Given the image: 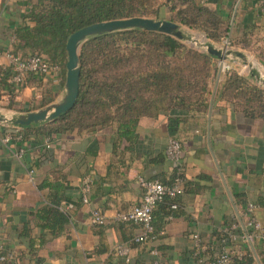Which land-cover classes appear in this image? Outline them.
Listing matches in <instances>:
<instances>
[{
	"label": "crops",
	"instance_id": "0c3cea01",
	"mask_svg": "<svg viewBox=\"0 0 264 264\" xmlns=\"http://www.w3.org/2000/svg\"><path fill=\"white\" fill-rule=\"evenodd\" d=\"M34 1L0 0V50L14 51L17 30L34 24L27 16ZM205 1L231 23L239 0ZM251 24L264 25V11L259 0H242L233 31L239 33ZM215 63L218 67L216 58ZM239 63L235 60L227 65L241 72ZM225 79L226 69L221 73L211 111L216 77L207 112H175L173 131L165 113L140 118L129 137L121 136L117 125L50 138L26 131L21 125L0 124V243L12 253H26L10 264H155L157 257L151 253L155 248L166 264H198L191 252L192 235L199 233L209 239L219 230L229 234L231 244L226 248L232 254L244 255L249 247L253 264H264L263 239L254 237L246 242L241 235V231L251 232L247 225L251 216L264 225V120L249 118L222 99ZM64 85L61 70L28 80L13 102L2 92L0 111L13 114L40 109L44 91L54 89L56 102L63 95ZM46 96L50 97L49 92ZM4 127L18 130L4 133ZM7 136L9 142L4 141ZM172 137L182 144L179 165L165 153ZM53 171L65 176L61 195L69 200L62 201L61 209L70 221L65 234L40 246L43 228L35 213L48 203L50 193L40 184L52 178ZM177 173L183 174L186 184L178 197L180 214L167 218L162 230V213H158L156 224L161 232L156 240L136 242L142 232L139 224L100 225L92 221L94 210L113 218L137 204L143 195L140 176L170 183ZM86 177L93 179L88 203L83 201L82 192ZM251 204L254 206L249 211ZM25 223L31 227L30 236L22 235ZM119 244L130 247L129 260L119 254ZM33 247L37 248L36 255L31 252Z\"/></svg>",
	"mask_w": 264,
	"mask_h": 264
},
{
	"label": "trees",
	"instance_id": "16d2710c",
	"mask_svg": "<svg viewBox=\"0 0 264 264\" xmlns=\"http://www.w3.org/2000/svg\"><path fill=\"white\" fill-rule=\"evenodd\" d=\"M205 0H35L27 16L34 23L26 24L16 32L17 43L14 52L24 57L31 53L45 55L52 65L58 66L65 83L68 60L67 41L70 35L88 25L114 19L148 17L171 20L202 30L208 39L221 43L229 37L230 20L206 5ZM231 46H238L255 53L264 60V25L251 24L240 32L232 30ZM80 90L75 106L53 121L40 125L19 126L24 130L54 138L66 132L85 131L92 128H107L117 125L120 135L129 137L140 118L157 117L161 113L170 116V128L174 130L177 117L173 114L184 111L188 114H202L208 110L212 83L217 75L215 57L208 52L193 48L172 35L135 28L97 35L90 38L80 51ZM0 98L6 93L11 102L21 92L28 80L39 75L29 74L24 82L12 81V67L0 66ZM4 92V93H2ZM49 92L50 97L47 98ZM44 91L42 106L55 100L54 89ZM222 99L249 118L264 120V89L240 73L235 67L226 69V79L221 91ZM18 127V126H17ZM17 127H4L3 131H17ZM27 135V133L25 134ZM175 174L170 183L175 182ZM65 176L52 172V178L40 184L49 188L48 203L38 209L36 216L43 228L40 246L66 232L70 221L66 211L61 209V195ZM186 185V184H185ZM60 195V196H58ZM58 196V197H57ZM178 197L166 196L154 209L153 225L157 228L156 216L162 213V230L166 219L180 214ZM173 205H177L173 208ZM249 233L241 231V235ZM22 235L30 236L28 223L22 228ZM202 237L205 250L191 252L196 261L210 264L218 257L231 240L224 230L215 231L209 239ZM5 259L0 264H10L20 254L11 253L0 243ZM163 249V248H162ZM37 248L31 252L36 255ZM244 255L232 254L230 264H253L254 256L249 247Z\"/></svg>",
	"mask_w": 264,
	"mask_h": 264
},
{
	"label": "built area",
	"instance_id": "2783aa9c",
	"mask_svg": "<svg viewBox=\"0 0 264 264\" xmlns=\"http://www.w3.org/2000/svg\"><path fill=\"white\" fill-rule=\"evenodd\" d=\"M259 5L264 11V0H259ZM0 66L12 67L14 71V76L12 81L15 83H22L29 74H36L43 77H48L52 73H59L60 69L58 66L51 64L49 59L40 53H31L24 57L20 53H15L12 48L6 50H0ZM231 66L226 64L225 69ZM241 73V72H240ZM1 77V73H0ZM1 87V80H0ZM5 142L10 141V136L5 137ZM165 153L167 157L174 163L178 164L181 161L182 156V144L179 139L172 137L166 147ZM179 165V164H178ZM140 185L143 188V195L141 200L135 204L131 209L117 213L113 218L107 217L104 213L99 210H94L92 212V221L100 225H108L112 223L124 222V223H135L139 224L142 228V232L135 238L136 242H148L154 241L157 238L155 234V229L153 225L154 219V209L159 202L164 200L166 196L177 197L184 193L185 191V181L184 177L178 176L174 183L166 184L157 179H147L143 176L138 178ZM93 179L91 177H86L83 180L82 192L83 201L85 203L89 202V195L92 190ZM254 205H250L249 211L253 209ZM177 205H173L176 208ZM251 232L242 235V238L246 242H251L254 237H260L264 241V225L251 216L247 222ZM236 227V225H234ZM193 248L197 249L198 252L203 251L206 247L202 244V237L199 233H194L192 235ZM0 246V253H1ZM119 254L124 255L129 260L130 247L124 244H119L117 246ZM151 253L157 257L155 264H166L160 251L158 249H153ZM232 252L228 248H224L223 252L210 262V264H230ZM13 257L11 252L8 256ZM5 259L4 256H0V260ZM203 259H198V264H203Z\"/></svg>",
	"mask_w": 264,
	"mask_h": 264
},
{
	"label": "water",
	"instance_id": "95a60500",
	"mask_svg": "<svg viewBox=\"0 0 264 264\" xmlns=\"http://www.w3.org/2000/svg\"><path fill=\"white\" fill-rule=\"evenodd\" d=\"M239 0L231 20V31L224 46H217L211 42L207 36L205 41H200L192 35L186 34L179 23L171 20L154 19L148 17H131L97 22L83 27L72 33L67 41L68 61L66 64V77L62 97L45 107L25 113L5 114L0 111V124L29 126L43 122H50L72 109L78 99L80 90V51L83 45L92 37L106 33L132 30L135 28L172 35L180 40L194 43L213 55L219 60L217 71V81L210 101V111L213 106L214 96L222 71L227 62L238 60L239 69L242 74L249 77L258 86L264 88V64L253 53H248L240 49L229 48L232 30L235 24L239 5Z\"/></svg>",
	"mask_w": 264,
	"mask_h": 264
},
{
	"label": "rangeland",
	"instance_id": "374dc122",
	"mask_svg": "<svg viewBox=\"0 0 264 264\" xmlns=\"http://www.w3.org/2000/svg\"><path fill=\"white\" fill-rule=\"evenodd\" d=\"M179 24L181 26V29L186 34L192 35V36H194L195 38H197L200 41H205L206 40V37H205L206 34L202 30L195 29V28H191V27H189L187 25H184V24H181V23H179ZM226 39L224 41H222L221 43H216V42H213L211 40L210 41L213 42L214 44H216L217 46H219V47L221 46L222 47V46H224L226 44ZM183 41H184V43H186L187 45H189V46H191L193 48H196V49H198L200 51H203V52H207L205 48H202V47H200V46H198V45H196L194 43H190V42L185 41V40H183ZM229 48H231V49H237L236 46H231L230 44H229ZM247 51H249V50H247ZM217 69H218V67H217ZM66 71H67V68H66ZM65 77H66V74H65Z\"/></svg>",
	"mask_w": 264,
	"mask_h": 264
}]
</instances>
